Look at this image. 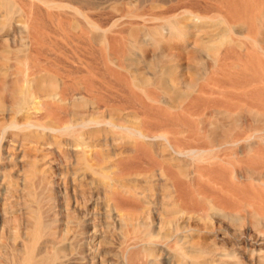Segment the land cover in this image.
<instances>
[{
  "label": "bare ground",
  "instance_id": "6f19581e",
  "mask_svg": "<svg viewBox=\"0 0 264 264\" xmlns=\"http://www.w3.org/2000/svg\"><path fill=\"white\" fill-rule=\"evenodd\" d=\"M27 1L33 3L34 6L30 3L31 9L35 6L36 8L42 6L51 12L55 11L53 17H55L54 13H57L56 16H58L60 15L59 11L63 12L64 10V12H71L74 18H72L73 21L71 20L72 23L69 22V25L58 24V18H56L55 24L54 21L50 24L52 20L48 22L49 25L45 21L47 26L42 24L45 31L42 35L39 33L38 37L34 33L28 32L29 27L32 28L29 26L32 14L28 16L30 17L28 19L25 11L22 10L23 13L15 10L18 8L17 4L24 7L27 3L18 0L19 3L13 0H0L2 15L0 22L3 27L5 28L7 24L12 27L11 21H13L14 25L18 23L27 30V34L22 40L23 44L20 43L24 47L21 48V52H24V59L20 58L21 61L19 58L16 59L18 53L15 54V64L18 60L20 69L16 67L18 71L15 70L14 73L22 77L23 82L18 101L21 105L33 104L34 94L31 93V90L35 85V88L43 94L38 101L46 106L45 113H51L49 108L54 106L57 109L52 115L54 114L56 122H59L64 116L69 119L62 126L49 121L50 123L41 125L39 122V124L29 122L22 126L13 124L11 127L16 129V133L21 135L24 140H32L36 143L49 141V144L53 143L51 145L57 146L58 150L64 146L68 149L69 139L66 140L64 137L69 136L68 138L76 139V143L71 144L72 147L79 149L76 152L75 164H72L77 173L71 181V186L80 188V196L84 200L89 199L88 202H91L89 204L92 207L85 209V226L88 227L86 233L76 231L70 240L66 234L58 236L59 238L47 235L43 238L42 234L38 232L41 229V222L40 224L36 222L32 233L27 235L26 231L22 237H19L20 233L17 234L18 236L16 235L17 228H14L16 231L13 229V232H10L7 239L0 235V264H132V258L129 256H131L130 252L134 250H139V259L143 262L142 264H158L161 255L158 254V242L155 237L162 240L171 238L172 233L169 228L174 224L173 218L185 213V210L178 208L176 201L183 196L181 177H188L190 164L219 160L221 153L233 150L240 143H245L247 146L244 145V148L248 151L250 148L248 147L249 139L257 135V131L247 129V137L241 138L238 132V121L231 113V107L229 105L222 106L224 102L217 101L214 97L223 96L232 102L238 88L236 76L228 67V56L217 53L224 42L222 39L220 41L212 40L217 44L205 48L208 53L215 52L216 55H213L211 64L200 76L202 83L200 82L201 84L195 88L189 89L190 91H187L185 95L183 93L180 95L172 79L177 71L176 67L168 65L159 67L158 75H154V77L156 76L154 82L139 77L134 67L142 64L140 60L146 52L158 53L159 58L167 59L172 56V53L168 55V51L181 47L179 50L182 54V51L187 48L184 45L187 44L189 36L193 33L191 31L198 32L199 29H203L204 23L206 24L203 18L198 15H188L187 17H192L191 26L182 25L175 19H169L158 29H150L145 38L141 39L142 41L130 34L129 41L118 46V41H110L107 37L114 24L109 28H102L95 24L90 20L87 12L91 8L80 9L77 7L78 5L74 6L70 2L63 3V1L57 0ZM28 5H26V9L31 10ZM2 9L5 10L4 13H2ZM187 17L186 20L190 21V18ZM32 29V32L36 31L34 30L36 27ZM3 31L5 30L3 29ZM20 33L22 32L20 31ZM195 36L197 37V35ZM205 42L208 41L205 39ZM177 50L176 53L179 51ZM5 51L2 52L3 56L6 52L10 54V51ZM32 54L35 55V60L30 59L32 62H29L28 58ZM181 54L177 56L182 57ZM95 56L100 58L104 66L117 67L126 72L127 77H116L113 74L114 78H112L106 72V67L107 75H96L95 72L93 73L94 67L92 66L95 62L91 61L92 58L96 59ZM99 58H97L98 61ZM74 64L77 65L76 70L73 69ZM153 66L156 67L147 64V67L154 71L157 67L153 69ZM47 67H53L55 74L46 76ZM4 72L5 68L0 69V73ZM15 83L16 89L17 84L15 85ZM152 84L155 85V88L160 89L164 96L168 97L167 101L169 100V102L166 106L168 105L171 110H183V115L196 117L193 122L195 130L189 137L184 138V141L190 142L188 145H191L174 147L168 137L151 135L150 128L158 124L152 123L145 117L146 115L141 117L139 107L143 108L142 102L136 97L134 91L144 94L147 101L156 102L155 96L145 91V88ZM250 86V82L244 79L241 87L249 91ZM36 89H33L34 92ZM126 94L127 98L124 96ZM205 95L209 96L214 104L215 109L212 110V114L210 113L214 122L206 121L205 113L200 112L194 106V103ZM244 95L246 96L247 92H244ZM185 100H189V104L183 109ZM118 101L125 102V105L130 109L129 114L124 113V109L113 106ZM219 106L223 109L220 110ZM19 107L21 109V106ZM34 109L36 110V108ZM15 110L17 109L15 108ZM85 112L88 114L86 117L84 116ZM247 116L249 117L248 114ZM245 119L247 118L245 117ZM218 120L228 123L225 134H217L219 131ZM205 123L208 125V131L203 133L199 126H203ZM181 131L180 135H183L185 128ZM86 149L88 150L86 151ZM94 157L97 162L90 163ZM123 157L127 162L120 163L119 167L117 160ZM39 172L46 180H49L51 172L49 173L46 168ZM172 173L176 176H173ZM139 180L145 186L138 185ZM156 183H160L158 186L161 188V194L158 192L159 201H157L158 198H155ZM64 185L66 184L64 183ZM68 194L69 190L66 187L64 196L68 197ZM209 210L216 211L212 206H209ZM156 215L159 216L157 223L154 219ZM166 215H170L172 219L167 220ZM181 230V227H176L174 229L176 235L172 239L176 242L177 249L173 250V253L178 264H187L188 258L195 259L196 264H207L206 257L210 252L206 251L209 254L205 257L206 252L202 254V252L186 250L188 235L178 237ZM107 232L113 233L110 241L107 240L109 237L103 236ZM114 235H116V239ZM18 239L21 240L20 246L15 244ZM103 247L105 248L102 249ZM211 248L212 253L214 247Z\"/></svg>",
  "mask_w": 264,
  "mask_h": 264
},
{
  "label": "rangeland",
  "instance_id": "374dc122",
  "mask_svg": "<svg viewBox=\"0 0 264 264\" xmlns=\"http://www.w3.org/2000/svg\"><path fill=\"white\" fill-rule=\"evenodd\" d=\"M13 1L19 3L17 0ZM18 1H23L25 4L27 3L26 5L29 4L28 8L30 9L33 4L27 0ZM57 1L70 2L74 6L78 5L77 7L80 9L91 8V10H86L89 13L90 20L102 28H109L114 24L107 37L110 41H118V46L129 41L130 34L138 40H143L150 29H158L169 19H175L182 25L191 26L193 23L192 17H187L188 15H198L203 18L206 22L203 29H199L198 32L192 30L193 33L189 36L187 44L184 45L187 47L184 51L188 54L184 51L181 54L179 50L181 47H174V50L168 51V55L172 53V56L167 57V59L164 58V60L159 58L157 52V54L146 52V54H143L145 56L141 58L142 60L139 59L142 64L134 67L139 77L150 79L151 82L155 81L154 78L158 75L159 67L162 65L176 67L177 71L172 79L180 95L182 93L185 95L187 91H190L189 89L202 83L200 76L204 74L205 68L211 64L213 55H216L215 52L208 53L205 48L216 43L212 40H223L224 43H222L217 53L228 56V67L236 76L238 88L232 102L223 96L214 97L217 101L224 102L222 106L229 105L231 107V113L238 121V132L241 138L247 137V129L257 131V135L249 139L248 147L250 148L248 151L244 148V145H247L240 143L237 146L238 148L235 147L231 151L221 153L219 160L190 164L188 177H181L183 196L176 201L178 208L185 210V213L173 218V228H169L172 233L171 238L162 240L155 237L158 242V254L161 255L158 264H178L173 253V250L177 249L176 242L172 240L176 235L174 231L176 227L182 229L179 231L178 237L188 235L186 250L198 251L202 254L206 251L210 252V254L209 252L205 253V257L209 254L206 257L207 264H264V0ZM26 5L23 7L21 4H17L18 8L15 10L18 12L23 10L28 19L32 18L29 19V26L36 27L34 29L36 31L32 32L33 29L29 27L28 32L37 36L39 33L40 35L44 33L45 30L43 29L45 27L42 26L51 20L50 24L53 21L55 24L56 18H58V24L64 25L66 23L69 25V22L72 23V18H74L71 12L68 13L69 11H59L60 15L56 16L57 13H54L55 17H53L55 11L51 12L44 7L42 8V6H37L40 9L35 6L36 10L32 7L33 10L31 9V11L26 9ZM20 8L22 9L19 11ZM3 11L5 12L4 9H2V13H4ZM30 14L32 15L30 16ZM1 16L0 12V20ZM186 17L190 18V21L186 20ZM45 21L47 22L45 23ZM11 22L12 27L7 24V26L4 25L5 28L0 22V27H2L0 28V69L5 68V72L0 73V235L7 239L13 229L17 228L16 235L20 233L19 237H22L26 231L27 235L32 233L36 222H39V224L41 222V229L38 232L42 234L43 238L45 235L59 238L58 236L66 234L70 240L76 231L86 233L88 227L85 226V209L92 207L89 204L91 202H88L89 199L84 200L80 196L81 189L71 186V181L77 173L73 165L75 164L76 152L79 149L72 147V144L76 143V139L73 137H70L71 139L68 138L69 136L64 137L66 140L69 139L68 149L64 146V148L60 147L62 149L58 150L57 146L51 145L53 143L49 144V141L36 143L32 140H24L21 135L16 133V129L11 127L13 124L22 126L29 122L32 124L40 123V125L52 122L62 126L69 119L64 116L61 117L59 122H56L55 117H53L54 114L52 115L57 109L54 106L49 108L51 113H45L46 106L39 103V98L43 94L35 88V85H33L34 88L32 87L36 89L35 92L33 89L31 90V93L34 94L32 103L35 104L21 105L19 103V92L23 87V82L22 77L14 73L17 68L20 69L18 60L17 65L15 61L18 58L19 60L20 58L21 60L24 59V52H21V48L24 47L21 44H23L22 40L26 36L27 30L18 23L14 25L15 22ZM205 39L208 42H205ZM201 46L203 48H200ZM5 50L10 51V54H7ZM4 51L6 52L5 57L3 56ZM33 54L30 56L31 58L27 55L29 62L35 60ZM178 54H181L182 57H178ZM95 58V60L92 58L91 61L92 63L95 62L92 66L94 67L93 73L95 72L96 75H107V72L112 78H114L113 74L116 77H127L126 72L121 69L109 65L104 66L99 57L95 56ZM97 58H99V61ZM6 61L8 62L5 63ZM147 64L155 65L157 67L154 70L155 72L148 68ZM73 66V69L76 70L77 65L74 64ZM156 67L153 66V69ZM46 70H48L46 76L55 74L53 67H47ZM154 75L156 76L154 77ZM244 79L251 84L248 88L249 91L241 87ZM14 83L17 84V90ZM153 85L147 86L145 91L148 94H153L156 102H149L145 99L144 94L134 91L136 97L142 102L143 108L139 107L141 117L146 115L145 117L150 119L152 123L158 124L150 128L151 135L168 137L174 147L188 145L190 142L184 141V138L189 137L192 131L195 130L193 122L196 117L183 115V110H171L168 105L166 106L169 102V100L167 101L168 97L164 96L160 89L155 88V85L153 87ZM244 92H247L246 96ZM122 93L121 95H123ZM124 96L127 98V94ZM165 99L166 101H164ZM118 102H115L113 106L124 109V113L129 114L130 109L125 105V102ZM188 104L189 100H185L183 109ZM17 106H21L22 110L20 107L18 109ZM194 106L200 112L205 113L206 121H213L210 113L212 114V110L215 108L209 96H203L194 103ZM218 108L223 109L221 106ZM87 115L85 112L84 116ZM218 121L219 131L217 134H225L228 123L224 120ZM178 124L180 125L178 126ZM184 128L183 135H180L181 130H184ZM199 128L203 133L208 131L206 123L199 126ZM124 148H127V146H124ZM95 159L96 157L90 163L97 162ZM118 160V165L127 162L124 157ZM43 168H46L49 173L51 172L49 180H46L39 172ZM172 175L176 176L173 173ZM138 185L145 186L141 180L138 181ZM158 185L160 183H156L155 186L157 201H159V193L161 194V188ZM66 187L69 190L68 197L64 196ZM209 206H212L216 211H210ZM165 217L167 220L172 219L170 215ZM154 219L157 223L159 216L156 215ZM42 227L43 230L45 229L44 231ZM111 235H113L112 232L103 234L105 238H110H107L109 241L112 240ZM114 238L116 239V235H114ZM20 241L19 239L16 241V246H20ZM211 246L214 248L212 249ZM210 248L214 250L213 254ZM138 251L130 252L131 256L129 257L132 258V264L143 263L139 259ZM187 264H196L195 259L188 258Z\"/></svg>",
  "mask_w": 264,
  "mask_h": 264
}]
</instances>
